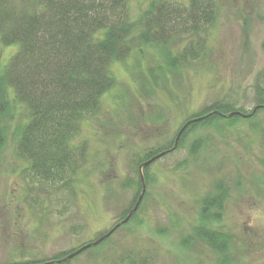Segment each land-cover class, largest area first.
Wrapping results in <instances>:
<instances>
[{"label":"rangeland","instance_id":"obj_1","mask_svg":"<svg viewBox=\"0 0 264 264\" xmlns=\"http://www.w3.org/2000/svg\"><path fill=\"white\" fill-rule=\"evenodd\" d=\"M149 2L129 0L131 16ZM220 2L215 27L201 32H209L207 53L175 74H162L156 63L145 67L156 79L140 95L132 77L137 57L112 65L117 86L99 113L75 128L61 179L33 176L9 131L0 151V264L48 261L110 231L142 193L136 181L145 155L175 144L148 167L136 217L69 264H127L130 255L138 256L134 264H218L190 237L200 200L219 185L229 194L214 227L237 247L228 264H264V111L249 121L193 128L176 141L203 107L226 103L250 112L257 86L264 89V0ZM13 51L0 44V67Z\"/></svg>","mask_w":264,"mask_h":264},{"label":"trees","instance_id":"obj_2","mask_svg":"<svg viewBox=\"0 0 264 264\" xmlns=\"http://www.w3.org/2000/svg\"><path fill=\"white\" fill-rule=\"evenodd\" d=\"M221 7L220 0H150L133 18L129 0H0V44L14 48L0 67V151L12 130L16 154L29 164L33 176L43 181L61 179L71 165L75 128L94 118L103 97L117 86L112 65L137 57L132 77L140 95L144 86L148 88V82L156 79L145 67L156 63L162 74H175L207 53L209 32H201L215 27ZM256 91L255 110L249 117L233 113L253 110L236 111L226 103H213L186 121L190 123L178 141L193 128L254 119L264 111V89L258 85ZM170 148L150 151L142 161L160 153L167 155ZM157 159L142 168L143 183L147 184L148 167ZM136 186L142 191L140 172ZM228 194L227 188L219 185L200 200L199 225L190 237L207 246L218 264L231 263L237 248L230 234L214 227L222 218ZM144 198L117 229L136 217ZM135 203L134 198L130 211ZM126 216L125 212L119 222ZM114 232L78 255L100 246ZM82 246L48 261L18 264H69L78 255L61 260ZM135 257L128 256L127 264H134L130 261Z\"/></svg>","mask_w":264,"mask_h":264},{"label":"water","instance_id":"obj_3","mask_svg":"<svg viewBox=\"0 0 264 264\" xmlns=\"http://www.w3.org/2000/svg\"><path fill=\"white\" fill-rule=\"evenodd\" d=\"M233 114H235V115H241V116H243V117H248V116H249V115H243V114H240L239 112H235V113H233ZM189 123H190V121L187 122V123L181 128V130L179 131L178 136H177V138H176V141L178 140L179 135L181 134V132L184 130V128H185ZM175 147H176V144L173 146V148H172L171 150H173ZM171 150H170V151H171ZM164 154H165V153H160L159 155H157V156H155V157L149 159L148 161L143 162V163L139 166V172H140V177H141V181H142V193H141V195L138 197V199H137V201H136L134 207H133V208L131 209V211L127 214V216H126L121 222H119V223H117L116 225H114V227H113L110 231H108L105 235L99 237L98 239H96L95 241H93V242H91V243H88V244L82 246L81 248H79L78 250H76V251L73 252L72 254L68 255L67 257H65V258L62 259L61 261H64V260L70 259V258H72L73 256H75V255L79 254L80 252H82L83 250H85V249H87V248H89V247H91V246H95V245H97L100 241H102V240L105 239L106 237L110 236V235L113 233V231H115L116 228H118L122 223H126V222L128 221V219L131 217V215L137 210V208H138V206H139V203H140V201H141V199H142L143 192H144L143 176H142V172H141L142 168L145 167V166H147L148 164H150V163H151L152 161H154L155 159H157V158L163 156Z\"/></svg>","mask_w":264,"mask_h":264},{"label":"flooded vegetation","instance_id":"obj_4","mask_svg":"<svg viewBox=\"0 0 264 264\" xmlns=\"http://www.w3.org/2000/svg\"><path fill=\"white\" fill-rule=\"evenodd\" d=\"M127 213H128V211H127Z\"/></svg>","mask_w":264,"mask_h":264}]
</instances>
